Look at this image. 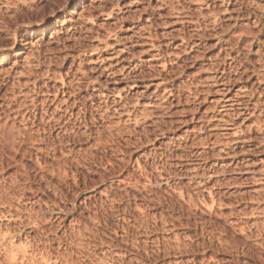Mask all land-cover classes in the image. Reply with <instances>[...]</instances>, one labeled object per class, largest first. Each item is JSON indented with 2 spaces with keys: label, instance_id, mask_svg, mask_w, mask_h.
<instances>
[{
  "label": "rangeland",
  "instance_id": "rangeland-1",
  "mask_svg": "<svg viewBox=\"0 0 264 264\" xmlns=\"http://www.w3.org/2000/svg\"><path fill=\"white\" fill-rule=\"evenodd\" d=\"M1 128L0 264H264V0H0Z\"/></svg>",
  "mask_w": 264,
  "mask_h": 264
},
{
  "label": "bare ground",
  "instance_id": "bare-ground-1",
  "mask_svg": "<svg viewBox=\"0 0 264 264\" xmlns=\"http://www.w3.org/2000/svg\"><path fill=\"white\" fill-rule=\"evenodd\" d=\"M44 26H45V25H44ZM14 39H15V38H14ZM70 84H71V83H70ZM71 86H72V85H71ZM68 88H69V86H68ZM66 90H67V89H66ZM62 93H63V92H62ZM62 95H63V94H62ZM70 95H71V94H70ZM76 96H77V95H76ZM74 97H75V96H74ZM55 101H57L56 96H54L53 100L50 99V100L42 101V102H41V105H42L43 107H46V106H47V103L55 104ZM64 101H65V99H64ZM64 101H63V102H64ZM65 102H66V101H65ZM65 102H64V104H65ZM59 103H60V101H59ZM61 104H62V102H61ZM61 104H60V105H61ZM73 105H74V104H73ZM73 105H70V106L72 107ZM58 106H59V105H58ZM58 106L56 107L57 110L60 109ZM33 108H34V107H33ZM36 108H37V107H36ZM40 108H41V107H40ZM56 109H55V111L53 110V111H54L53 114L56 113V111H57ZM66 109H67V108H66ZM68 109H69V108H68ZM68 109L65 110V112L68 111ZM19 111H20V110H19ZM26 111H27V110H26ZM60 111H61V110H60ZM25 114H26V113H25ZM53 114H52V115H53ZM44 115H46V111H45V114H44ZM47 115H48V114H47ZM52 115H50V116H52ZM76 115H77V114H76ZM41 116H42V115H41ZM41 116H40V117H41ZM59 116H60V115H59ZM60 117H61V116H60ZM82 117H83V116H82ZM51 118H52V117H51ZM54 118H55V117H54ZM22 119H23V117H22ZM34 119H35V117H34ZM45 119H46V118H45ZM45 119H44V117H43V118L41 117L40 121H38V125H36L37 128H38L39 126L41 127L40 130H41L42 133H45V132H46V129L44 128V127H47V126H46V121H45ZM47 119H49V118H47ZM52 119H53V118H52ZM57 119H58V118H57ZM28 120H29V119H28ZM28 120H27V121H28ZM24 121H26V119H24ZM27 121H26V122H27ZM58 121H59V120H58ZM58 121H56V122H58ZM63 121H64V120H63ZM66 123H67V122H66ZM34 124H35V123L32 122L31 125L33 126ZM57 124H58V123H57ZM5 125H6V124H5ZM5 125H4V126H5ZM49 125H50V124H49ZM53 125H54V124H53ZM58 125H59V124H58ZM34 126H35V125H34ZM42 126H43V127H42ZM37 128H36L37 131H35V132H36V134H37V133L39 134L40 130H38ZM47 129H48V128H47ZM53 129H54V128H53ZM72 129H73V128H72ZM0 130H2V128H1ZM24 130H25V129H24ZM27 130H28V129H27ZM2 131H3V130H2ZM49 131H50V130H49ZM20 132H21V131H20ZM47 132H48V131H47ZM28 133H29V132H28ZM31 133H32V132H31ZM31 133H30V135H31ZM64 133H65V132H64ZM84 133H85V132H84ZM3 134H4V133H3ZM3 134H2V135H3ZM18 134H19V133H18ZM40 134H41V133H40ZM40 134H39V136H40ZM46 134H47V133H46ZM49 134H50V133H49ZM26 135H27V133L25 132V133H23L22 136L25 137ZM42 135H43V134H42ZM73 135H74V134H73ZM5 136H6V135H4L3 137H5ZM20 136H21V135H20ZM32 136H33V134H32ZM32 136H29V135H28L29 140H32V139H33ZM64 136H65V135H64ZM14 137H15V136H14ZM43 137H44V136H43ZM109 137H110V136H109ZM5 138H6V137H5ZM22 138H23V137H22ZM39 138H40V137H39ZM49 138H50V137H49ZM87 138H88V137H87ZM0 139H1V138H0ZM25 139H27V138H25ZM34 139H35V138H34ZM37 139H38V138H37ZM46 139H47V138L45 137L44 139L42 138L41 140H42V142H43V141H46ZM61 139H62V138H61ZM1 140H2V139H1ZM3 140H4V139H3ZM7 140H8V139H7ZM7 140H6V142H7ZM11 140H12V139H11ZM21 140H22V139H21ZM21 140H20V141H21ZM29 140H28V141H29ZM24 141H25V140H24ZM58 141H59V140H58ZM67 141H68V140H67ZM139 141H140V140H139ZM4 142H5V141H4ZM30 142H31V141H30ZM36 142H37V141H36ZM47 142H48V141H47ZM8 143H9V142H7V144H8ZM21 143H22V142H18V141L15 139V140H12V141H11V143H10V146H11V147H10V146H9V147H10L11 149L15 150V151H18V150H20L19 148L21 147ZM28 143H29V142H28ZM28 143H27V144H28ZM32 143H33V142H32ZM57 143H58V142H57ZM43 144H45V143L43 142ZM47 144H49V143H47ZM47 144H46V145H47ZM8 145H9V144H8ZM4 146H5V144H4ZM4 146H3V143L1 142V143H0V152H1V150L4 148ZM30 147H31V146H30ZM33 147H34V146H33ZM33 147H32V148H33ZM48 148H49V147H48ZM11 149H10V150H11ZM2 151H3V150H2ZM22 151H23V149H22ZM26 151H27V150H26ZM4 152H5V151H4ZM11 152H12V151H11ZM11 152H10V153H11ZM24 152H25V151H24ZM39 152H40V150H39ZM22 153H23V152H22ZM5 154H6V153H5ZM37 155H38V154H37ZM61 157H62V156H61ZM18 162H20V161H18ZM40 162H41V161H40ZM45 162H46V161H45ZM61 162H62V161H61ZM46 163H47V162H46ZM137 164H138V163H137ZM59 166H60V165H59ZM47 167H48V166H47ZM142 168H143V167H142ZM58 169H59V168H58ZM49 172H50V170H49ZM49 172H48V173H49ZM45 175H46V174H45ZM45 175H44V176H45ZM178 177H179V176H178ZM15 183H16V182H15ZM180 197H181V196H180Z\"/></svg>",
  "mask_w": 264,
  "mask_h": 264
}]
</instances>
